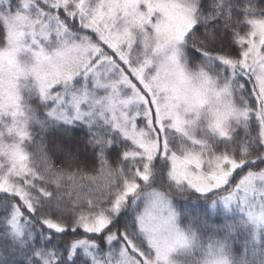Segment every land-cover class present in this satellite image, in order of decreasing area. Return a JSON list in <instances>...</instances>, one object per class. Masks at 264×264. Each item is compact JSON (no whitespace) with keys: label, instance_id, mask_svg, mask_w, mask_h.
I'll return each instance as SVG.
<instances>
[{"label":"snow or ice","instance_id":"obj_1","mask_svg":"<svg viewBox=\"0 0 264 264\" xmlns=\"http://www.w3.org/2000/svg\"><path fill=\"white\" fill-rule=\"evenodd\" d=\"M0 264H264V0H0Z\"/></svg>","mask_w":264,"mask_h":264},{"label":"trees","instance_id":"obj_2","mask_svg":"<svg viewBox=\"0 0 264 264\" xmlns=\"http://www.w3.org/2000/svg\"><path fill=\"white\" fill-rule=\"evenodd\" d=\"M37 140H39V132L37 130ZM204 201L200 200V201H197L195 200V198H193L192 200L190 201H183L181 200L180 203L181 204H187V207L193 211H202L205 207H206V204L203 203ZM8 259L11 261L12 260V257H8Z\"/></svg>","mask_w":264,"mask_h":264},{"label":"rangeland","instance_id":"obj_3","mask_svg":"<svg viewBox=\"0 0 264 264\" xmlns=\"http://www.w3.org/2000/svg\"><path fill=\"white\" fill-rule=\"evenodd\" d=\"M203 203H205V202H203Z\"/></svg>","mask_w":264,"mask_h":264}]
</instances>
